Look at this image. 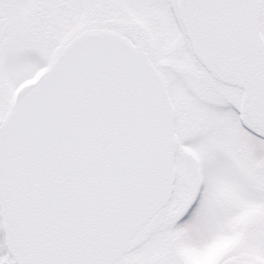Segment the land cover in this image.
<instances>
[{
    "label": "snow or ice",
    "instance_id": "snow-or-ice-1",
    "mask_svg": "<svg viewBox=\"0 0 264 264\" xmlns=\"http://www.w3.org/2000/svg\"><path fill=\"white\" fill-rule=\"evenodd\" d=\"M0 264H264V0H0Z\"/></svg>",
    "mask_w": 264,
    "mask_h": 264
}]
</instances>
